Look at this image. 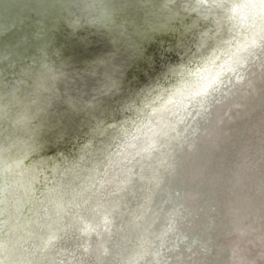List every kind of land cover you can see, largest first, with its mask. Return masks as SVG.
<instances>
[{
	"label": "water",
	"instance_id": "1",
	"mask_svg": "<svg viewBox=\"0 0 264 264\" xmlns=\"http://www.w3.org/2000/svg\"><path fill=\"white\" fill-rule=\"evenodd\" d=\"M190 260L264 264V160L125 207L0 224V264Z\"/></svg>",
	"mask_w": 264,
	"mask_h": 264
},
{
	"label": "clouds",
	"instance_id": "2",
	"mask_svg": "<svg viewBox=\"0 0 264 264\" xmlns=\"http://www.w3.org/2000/svg\"><path fill=\"white\" fill-rule=\"evenodd\" d=\"M66 4L67 7L65 8V11L69 15L76 11L77 0H66ZM80 27L85 28L87 27V25L81 24ZM88 31L93 35V39L91 40V43L89 45L90 51L93 52L96 56L102 57L105 62L103 69H101L97 73V80L102 81L105 77V73L112 74L114 69H119L115 71V76L117 79L126 77V75H124V61L129 55L127 44L121 41L117 49V45L114 43V37L112 35L106 33L103 30H94L92 28H88ZM73 34L75 35V32H73ZM177 48L179 49V45H177ZM170 55L175 57L177 61H181L185 58V56H187V53L180 49L177 51H173L172 53H170ZM72 70L74 72H83L82 67L76 63L73 64ZM225 78L230 80L231 73L225 72V75L222 77L221 83H223V80ZM118 98L119 97H117V99ZM213 125L214 120L211 119V114H209V119H207L206 121V127L211 128L213 127ZM197 226L198 225L194 224L191 227L195 229ZM189 264H193V262L190 260ZM213 264H216V262H213Z\"/></svg>",
	"mask_w": 264,
	"mask_h": 264
},
{
	"label": "snow or ice",
	"instance_id": "3",
	"mask_svg": "<svg viewBox=\"0 0 264 264\" xmlns=\"http://www.w3.org/2000/svg\"><path fill=\"white\" fill-rule=\"evenodd\" d=\"M262 8H264V5H261ZM256 40L255 38H253L252 40V44L255 45L256 44ZM260 46L262 48H264V33L261 34L260 36ZM234 56L236 54H233ZM236 63H242V61H240L239 59L236 60ZM236 69L234 67L231 66V64L227 63L225 65H222L220 68V72H218L215 76H213L211 79H209L203 86L201 91L199 92V95L201 96H208L210 95L213 91L217 90V86L222 82L221 77L223 76V74L225 72H235ZM237 83L242 82V77L237 76Z\"/></svg>",
	"mask_w": 264,
	"mask_h": 264
}]
</instances>
